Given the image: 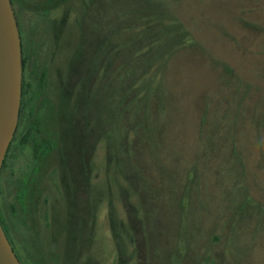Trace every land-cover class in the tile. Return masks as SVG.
<instances>
[{"label": "rangeland", "instance_id": "obj_1", "mask_svg": "<svg viewBox=\"0 0 264 264\" xmlns=\"http://www.w3.org/2000/svg\"><path fill=\"white\" fill-rule=\"evenodd\" d=\"M45 1L13 4L29 70L0 222L19 261L264 264V0ZM36 136L70 146L37 156Z\"/></svg>", "mask_w": 264, "mask_h": 264}, {"label": "water", "instance_id": "obj_2", "mask_svg": "<svg viewBox=\"0 0 264 264\" xmlns=\"http://www.w3.org/2000/svg\"><path fill=\"white\" fill-rule=\"evenodd\" d=\"M22 58L11 0H0V168L14 134L21 100ZM0 264H22L0 224Z\"/></svg>", "mask_w": 264, "mask_h": 264}, {"label": "flooded vegetation", "instance_id": "obj_3", "mask_svg": "<svg viewBox=\"0 0 264 264\" xmlns=\"http://www.w3.org/2000/svg\"><path fill=\"white\" fill-rule=\"evenodd\" d=\"M60 32H61V29L59 28V29H57V31H56V33H53L52 32V41H53V43H52V47H51V50H50V52H49V56H50V59L52 60V58L54 57V54H55V52H56V50H57V48L59 47V37H60ZM20 33V32H19ZM21 37V36H20ZM21 40H22V38H21ZM71 54V53H70ZM22 86L24 85V83L27 81L26 80V78H27V75H26V73H25V71H26V69H27V72H28V70H29V68H28V63H26L25 62V60H23V62H22ZM69 65H70V67H69ZM54 68H55V74H56V76H55V79H56V81H55V89H56V101H55V103H52L53 105H55V108L53 109V120H55L56 121V119H55V117H57L58 116V113H59V111H58V106H59V104L58 103H62V101H63V98H62V96H64L65 97V100H67V99H69V98H71V94H70V91H69V89H68V87L70 86L69 84H70V82L68 81V75H69V73H70V71H71V59H69L68 57H67V55H66V57H65V59H64V70L63 69H61L60 67H58V66H54ZM69 68V69H68ZM63 74L65 75V76H63ZM42 95V98H43V94H41ZM21 97H22V93H21ZM39 97H40V95H39ZM62 98V99H61ZM40 100H41V97L39 98ZM39 99H37L36 101H37V104H38V100ZM20 102H21V100H20ZM55 109H57V111L55 110ZM24 111H26L25 109H23V113H22V117H23V119L25 118V112ZM71 117V122H69V115L67 114L66 115V117H65V119H64V121L65 122H68L69 123V125L68 126H72V116H70ZM58 119V118H57ZM57 125L58 126H60L59 124H58V122H57ZM68 128V127H67ZM66 128V129H67ZM57 130H58V132H59V134H60V136L61 137H63L65 134H66V130H62L61 131V128H59V127H57ZM70 130H71V128H70ZM26 133V132H25ZM25 133H24V135H22V139L24 138L25 139ZM23 139V140H24ZM31 139V145H33L34 146V148L37 150V152H36V154H37V156H39V154H41V152H43L44 151V149H46V148H53V146L56 148V153H57V145H58V141H57V139H54L55 141H53V140H45L44 138H40V137H38V136H36V137H32V138H30ZM33 140H36V141H39V142H41V143H43V147L41 148H36V146H35V144H34V142H32ZM53 141V142H52ZM47 145H49V147L47 146ZM53 145V146H52ZM9 146V145H8ZM8 149V148H7ZM32 150H33V147H32ZM5 159V158H4ZM3 159V162L5 161ZM2 229H3V231H4V233H5V235H7L6 234V232H5V229H4V227L2 226ZM8 236V235H7ZM6 236V237H7ZM8 239V238H7ZM9 241V240H8ZM10 243V242H9ZM11 245V244H10ZM12 247V246H11ZM13 249V248H12Z\"/></svg>", "mask_w": 264, "mask_h": 264}, {"label": "trees", "instance_id": "obj_4", "mask_svg": "<svg viewBox=\"0 0 264 264\" xmlns=\"http://www.w3.org/2000/svg\"><path fill=\"white\" fill-rule=\"evenodd\" d=\"M14 1H15V0H11L12 5L14 4ZM49 1H50V0H46V1H45L46 3H43L42 6L44 7L46 4L49 3ZM179 37H182V35L180 34ZM62 98H63V96H62ZM62 98H61V99H62ZM58 104H59V103H58ZM112 115H114V113H113ZM69 122H71V117H69ZM74 122L76 123V122H77V119H74L73 116H72V126H73V123H74ZM68 125H69V123H68ZM72 126H71V127H70V126H67L68 128L66 127L67 129L65 128L64 130H66V131L68 130V132H69V130H70V128H71V131H72ZM61 130H63V129H61ZM66 133H67V132H66ZM101 134H102V133H101ZM65 135H66V134H65ZM65 135H64V136H65ZM64 136H63V137H64ZM23 139H24V138H23ZM32 142H34L36 148H40V147L42 148V147H43V143H41V142H39V141L33 140ZM59 143H60V145H59ZM63 145H64V146H63ZM47 146L49 147V145H47ZM66 146H70V144L67 143V138L65 137V138H62V142H61V140H60V141L58 142V145H57V149H58V151H59L60 156H61V153H62V152L65 153V151H66V150H65V147H66ZM60 156H59V157H60ZM0 224H1V222H0ZM6 236H7V235H6ZM7 238H8V236H7ZM8 240H9V238H8ZM17 258H18V257H17Z\"/></svg>", "mask_w": 264, "mask_h": 264}]
</instances>
